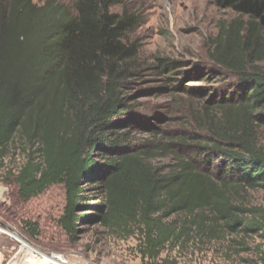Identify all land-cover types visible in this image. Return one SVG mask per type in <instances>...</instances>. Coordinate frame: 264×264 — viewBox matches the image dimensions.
Returning a JSON list of instances; mask_svg holds the SVG:
<instances>
[{
  "label": "trees",
  "instance_id": "1",
  "mask_svg": "<svg viewBox=\"0 0 264 264\" xmlns=\"http://www.w3.org/2000/svg\"><path fill=\"white\" fill-rule=\"evenodd\" d=\"M217 3L247 16L234 19L210 52L234 74L236 89L203 105L216 110L205 120V138L180 134L173 138L179 148L164 144L176 162L163 172L124 134L107 130L126 109L120 83L132 75L137 49L128 34L138 15L123 0H0V181L18 134L31 151L15 173L7 171L17 197L27 201L62 184L58 222L71 237L79 222L124 236L138 231L142 259L167 264L161 253L186 241L193 226L213 237L264 236V207L233 194L264 190V0ZM179 63L157 57L154 68L172 73ZM85 182L97 185L101 200L84 203Z\"/></svg>",
  "mask_w": 264,
  "mask_h": 264
},
{
  "label": "rangeland",
  "instance_id": "2",
  "mask_svg": "<svg viewBox=\"0 0 264 264\" xmlns=\"http://www.w3.org/2000/svg\"><path fill=\"white\" fill-rule=\"evenodd\" d=\"M33 1L41 4L45 0ZM59 1L68 4L71 0ZM123 6L140 19L128 34L137 54L130 63L132 75L120 83L126 109L110 119L107 130L124 134L130 148L143 150L144 160L164 172L176 162L164 144L179 148L173 138L180 134L205 138V120L215 116L216 110L211 107L205 112L203 105L236 89L234 74L213 63L210 52L234 19L245 23L247 16L218 5L217 0H123ZM157 57L180 61L181 67L163 73L154 68ZM258 137L264 144V127ZM30 151L29 144L16 134L3 160L1 175L7 179L0 181V229L5 231L0 232V264H26L25 252L19 250L10 232L38 253L65 256L64 264H159L160 259L151 262L140 256L138 231L124 236L98 223L79 222L74 236L67 235L58 222L65 205L62 184L50 185L27 201L20 200L7 171L15 173ZM84 186V203L101 200L95 183L85 182ZM233 194L237 202L264 207L263 189ZM263 256L264 236L260 233L213 237L193 226L186 241L169 245L159 258L167 264H261Z\"/></svg>",
  "mask_w": 264,
  "mask_h": 264
},
{
  "label": "bare ground",
  "instance_id": "3",
  "mask_svg": "<svg viewBox=\"0 0 264 264\" xmlns=\"http://www.w3.org/2000/svg\"><path fill=\"white\" fill-rule=\"evenodd\" d=\"M0 232H5L4 230L0 229ZM10 236H12L19 244V250L24 251L26 255L25 263L26 264H64L66 263L65 256H61L59 254L47 256L42 253H38L36 249L33 248L28 242H26L23 238L20 236L9 233ZM58 261L59 263L55 262L54 260Z\"/></svg>",
  "mask_w": 264,
  "mask_h": 264
}]
</instances>
